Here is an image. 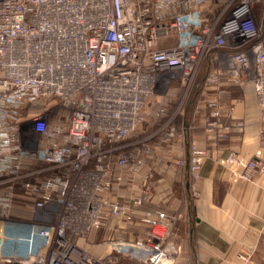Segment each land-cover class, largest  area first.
<instances>
[{"label": "built area", "instance_id": "2783aa9c", "mask_svg": "<svg viewBox=\"0 0 264 264\" xmlns=\"http://www.w3.org/2000/svg\"><path fill=\"white\" fill-rule=\"evenodd\" d=\"M224 83L252 87L264 119V0H0V262L176 264L180 214L140 213L147 236L103 255L90 237L129 210L112 190L143 168L146 108L162 102L153 135L184 136L198 92L223 140ZM197 151L179 165L198 171ZM227 160L240 178L264 172ZM149 195L146 183L134 206Z\"/></svg>", "mask_w": 264, "mask_h": 264}, {"label": "crops", "instance_id": "0c3cea01", "mask_svg": "<svg viewBox=\"0 0 264 264\" xmlns=\"http://www.w3.org/2000/svg\"><path fill=\"white\" fill-rule=\"evenodd\" d=\"M224 84L219 122L229 126V135L223 140L209 130L205 119L209 108L198 92L185 116L184 136L167 137L166 131L153 135L156 122L149 113L151 108L159 113L162 102L146 108L142 125L149 126L142 135L146 141L138 145L143 168L138 173L121 171L112 190V197L129 210L118 224L111 220L103 232L92 234L90 244L144 238L148 227L139 222V214L161 209L181 216L174 236L176 264H264V172L240 178L244 170L227 160L237 154L247 161L264 162V119L252 87ZM238 122L243 126L237 127ZM192 144L201 162L195 173L178 163L190 162ZM146 183L150 195L135 207L132 200L143 196ZM90 247L91 253L101 255L103 250ZM244 253L250 254L248 261L239 258Z\"/></svg>", "mask_w": 264, "mask_h": 264}, {"label": "rangeland", "instance_id": "374dc122", "mask_svg": "<svg viewBox=\"0 0 264 264\" xmlns=\"http://www.w3.org/2000/svg\"><path fill=\"white\" fill-rule=\"evenodd\" d=\"M46 104H48L47 102L45 103V105ZM43 106L41 105V107L40 108H42ZM150 116L151 117H154L153 119L155 120V124L153 125L154 127L152 128V129H154L155 131H156V129H157V126L159 125V123L162 121V120H160L161 118H160V116H159V114H158V110H157V108H151V110H150ZM149 126H141L140 127V129H139V133H138V136L139 137H141L140 136V132L142 133V131H144V130H146L147 128H148ZM142 135V134H141ZM139 145H141V144H139ZM104 231V228H101V229H96L94 232H93V234H95V233H97V232H99V234H100V232H103ZM98 234V233H97ZM103 244H105V245H103ZM91 245V247L92 248H96L97 250H103L102 252L101 251H99V253L101 254V255H103V254H106V253H108L109 252V241H96L95 243H93V244H90ZM90 246H88V248H89ZM90 247V248H91ZM106 249H108V251L106 250ZM0 264H3V263H1L0 262Z\"/></svg>", "mask_w": 264, "mask_h": 264}, {"label": "trees", "instance_id": "16d2710c", "mask_svg": "<svg viewBox=\"0 0 264 264\" xmlns=\"http://www.w3.org/2000/svg\"><path fill=\"white\" fill-rule=\"evenodd\" d=\"M146 132H147V129H146V130H144V131H142V135H145V134H146Z\"/></svg>", "mask_w": 264, "mask_h": 264}, {"label": "clouds", "instance_id": "9594fccd", "mask_svg": "<svg viewBox=\"0 0 264 264\" xmlns=\"http://www.w3.org/2000/svg\"><path fill=\"white\" fill-rule=\"evenodd\" d=\"M189 19H191V18H189ZM193 22H195V21H193Z\"/></svg>", "mask_w": 264, "mask_h": 264}]
</instances>
